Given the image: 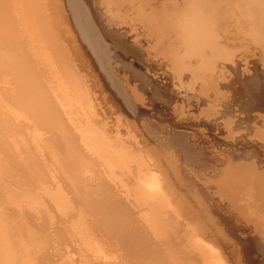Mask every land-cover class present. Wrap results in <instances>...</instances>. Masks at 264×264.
I'll return each mask as SVG.
<instances>
[{
	"label": "bare ground",
	"instance_id": "1",
	"mask_svg": "<svg viewBox=\"0 0 264 264\" xmlns=\"http://www.w3.org/2000/svg\"><path fill=\"white\" fill-rule=\"evenodd\" d=\"M103 12L141 27L138 47L105 30ZM82 18L98 28L95 41L113 40L97 44L108 65L119 59L152 88L134 101L161 99L170 114L130 105ZM242 48L259 50L264 67V0H0V264L53 263L32 254L53 247L55 229L29 215L43 194L74 211L67 234L95 253L90 264L102 254L118 264H254L252 250L264 255V94L229 93L242 88ZM100 81L125 123L100 105Z\"/></svg>",
	"mask_w": 264,
	"mask_h": 264
},
{
	"label": "rangeland",
	"instance_id": "2",
	"mask_svg": "<svg viewBox=\"0 0 264 264\" xmlns=\"http://www.w3.org/2000/svg\"><path fill=\"white\" fill-rule=\"evenodd\" d=\"M102 1H104V0H102ZM116 6L117 7H121V5H119V4H116ZM106 15V16H105ZM103 17H105V20H104V22H105V30H107V29H110V30H108V32L109 31H113L114 30V32H117L118 33V36H119V38H121V42L124 44V45H126V46H132L133 48H135L136 46L138 47V42L137 41H135V36L138 34H140V32H141V30H142V28L141 27H135V25L133 24V23H131L132 21L131 20H129V21H127V22H122V20L121 21H119V17H110L109 16V14L107 15V13L105 14V12H103ZM83 19V18H82ZM107 19H109V20H107ZM117 19V20H116ZM84 21H83V25H84V27H85V29L87 30V33H88V35H89V38L93 41L92 43H94L93 45V47H94V49L96 50V51H98V53L102 50V48L103 47H105V45H110V44H113V40L111 39V38H102V42L101 43H99L100 41H95V39H96V36H95V33H93L94 31L96 32V31H98V28L97 27H93V25L92 24H90V23H88L89 22V20H87V18H85V19H83ZM113 20V21H112ZM88 21V22H87ZM131 21V22H130ZM86 22L88 23V25L86 24ZM129 22V23H128ZM116 23H118V24H116ZM109 24V25H108ZM111 24V25H110ZM132 26H131V25ZM71 25L72 24H70V27H71ZM107 26H108V28H107ZM128 26V27H127ZM136 28H134V27ZM237 26H240L241 27V24H240V21H238L237 23L235 22V27H237ZM88 27V28H87ZM93 27V28H92ZM110 27V28H109ZM126 28H128L127 29V31H126ZM71 29H72V27H71ZM91 29H93V30H91ZM95 29V30H94ZM125 29V30H124ZM132 29V30H131ZM73 30V29H72ZM89 30V31H88ZM130 30V32H128ZM137 30V31H136ZM92 31V32H91ZM123 31V32H122ZM124 31H126V32H124ZM134 31H136V32H134ZM139 31V32H138ZM91 33V35H90V33ZM127 33V34H126ZM94 34V35H93ZM123 34V35H122ZM132 34H134V36H132ZM95 36V38L93 37V36ZM124 35H126L125 36V38H124ZM130 41H129V40ZM103 40H104V46L103 45H101V47H100V45H98L99 46V48H98V46H97V44L99 43V44H103ZM95 41V42H94ZM106 41V42H105ZM97 42V43H96ZM112 42V43H111ZM127 42V43H126ZM107 43V44H106ZM135 43H137V44H135ZM132 44V45H131ZM96 46H97V48H96ZM103 46V47H102ZM101 48V49H100ZM97 49H99V50H97ZM253 49V48H252ZM251 50V49H250ZM103 53H104V49H103V51H102ZM102 52H100L101 53V59H102V61L103 60H105L106 59V57H104L105 56V54H102ZM240 52H241V54L242 55H240ZM238 54V59L239 60H241V61H248L247 62V65H246V69L247 70H244V71H242L243 72V74H240L239 76H237L236 78H235V80H236V82H238V83H236L235 82V86L236 87H238V88H240V87H242V88H240V90L238 91V92H229L230 94L232 93V94H264V70H262V68L264 69V67H262V65L259 63V61H258V57H259V50H251V52L249 51H245L243 48H242V50L240 51ZM247 52V53H246ZM261 52V51H260ZM246 53V54H245ZM256 54H257V56H256ZM118 55H119V53H118ZM244 55H246V56H244ZM252 55V56H251ZM240 56H242V57H240ZM257 58H256V57ZM117 57H119V56H117ZM132 57H130L129 59H131ZM250 58V59H249ZM244 59V60H243ZM257 61H255V60ZM119 59H113V60H111V64H110V62H109V65H108V62L105 60V61H103V63H105V64H107V65H105L104 64V66H107V68H105V69H107L108 71H110L111 73H112V71H113V73H112V77H113V79H114V82H115V84H117V87L119 88V89H121V90H123V94H126V98H128L127 100L129 101V103H130V105L132 104V106H134V108H136V110L137 109H139V110H142V111H144V112H146V113H148V112H155L154 113V115L155 114H157V112L156 111H158L157 109H160L161 110V112L163 113V114H165V115H168V113L170 114V109L168 108L167 109V107L166 106H164L165 104L164 103H162V101H160V100H158V102H157V107L154 105V103H149V101L147 102V103H149V104H147L146 102L145 103H143V105H140L137 101H134V97L132 96V94H134V92H135V90H136V92L138 91V92H146L147 90L146 89H150L149 91V93L148 94H151V92H152V88L151 87H144V88H140V87H143L141 84H140V82L139 81H141L140 79H142V77L139 75V73H135L132 69H131V66L130 65H126V64H121V62H119L118 61ZM252 60V61H251ZM114 61H118L117 63L115 62L114 64H113V62ZM253 63V64H251V63ZM254 62H255V64H254ZM260 65H259V64ZM117 66H116V65ZM252 66H251V65ZM123 65V66H122ZM256 65V66H255ZM111 68H110V67ZM129 66V67H128ZM134 66H136L138 69H139V71H145L144 73H147V71H146V66L142 63V62H140L139 64L138 63H135L134 64ZM261 68H260V67ZM108 67H109V69H108ZM123 67V68H122ZM251 67H253V68H250ZM121 68V69H120ZM125 68V69H124ZM130 68V70H128ZM255 68V69H254ZM94 69H96V73H98L97 71H98V69H97V67H95L94 66ZM111 69V70H110ZM118 69V70H117ZM122 69H124L126 72H124V70H122ZM259 69V70H258ZM257 70H258V72H257ZM261 70V71H260ZM121 71V72H120ZM133 71V72H132ZM246 71V72H245ZM250 71V72H249ZM256 71V72H255ZM129 72V73H128ZM241 72V73H242ZM263 72V73H262ZM122 73V74H121ZM128 73V74H127ZM132 74V76L130 77V76H127V75H129V74ZM133 73L136 75V77H135V75H133ZM115 75H117V76H115ZM138 75H139V77H138ZM125 76V77H124ZM134 76V77H133ZM254 76V77H253ZM98 77H99V73H98ZM128 77V78H127ZM135 78V79H137V80H135L134 81V79L133 78ZM260 77V78H259ZM117 78V79H116ZM138 78H140L139 79V81H138ZM118 79H120V80H122V82L121 81H119ZM172 79H173V81H172ZM100 80H101V78H100ZM120 82L119 84H118V81ZM129 80H131V83H130V81ZM152 80L154 81V83H156L157 85L158 84H160V86H164L165 84V86H169L168 88H169V90L171 91V92H173V90H174V86H177V85H175V83L177 84V81H176V79L175 78H171V77H169V79H167L166 77H161V78H156L155 77V79L154 78H152ZM237 80H239V81H237ZM243 80V81H242ZM124 81V82H123ZM129 81V82H128ZM137 81V82H136ZM159 81V82H158ZM163 81H164V83L165 84H163ZM252 81V82H251ZM171 82H172V84H174V86L171 84ZM248 82V83H247ZM262 82V83H261ZM133 83V84H132ZM162 83V84H161ZM100 84H102L103 85V83L100 81ZM121 84L123 85V86H121ZM135 84V85H134ZM172 85V89H171V85ZM238 84V85H237ZM102 85L100 86L101 88V94H105V96H106V99L108 100H106V102H105V100L104 101H100V105H102V108H104V111H105V109H109L110 110V108H111V110H112V108H113V110L118 114V113H120V115H121V120H122V123L124 122V119H127V118H130V116H129V114H127V112H125L124 110H122V108H120L119 107V104H118V102H116L117 100H114L113 99V97H112V95H110V91H108V89L103 85V87L106 89H104V88H102ZM127 85V86H126ZM129 85V86H128ZM132 85V86H131ZM243 85H244V87H243ZM135 86V87H134ZM132 87L134 88V89H132ZM137 87H138V89H137ZM126 88V89H125ZM130 88V89H129ZM196 88H198V86H196ZM246 88V89H245ZM261 88V89H260ZM126 91H125V90ZM140 89V90H139ZM145 89V90H144ZM128 90V91H127ZM142 90V91H141ZM125 91V92H124ZM130 91H132L131 93H130ZM241 91V92H240ZM245 91V92H244ZM127 92V93H126ZM154 92V91H153ZM129 93V94H128ZM228 92H227V94H229ZM100 94V93H99ZM152 94H155V93H152ZM127 95H128V97H127ZM132 97V99H130ZM130 99V100H129ZM159 99V98H158ZM131 101H133V102H131ZM147 101V100H146ZM160 101V102H159ZM235 102V101H234ZM238 102V101H237ZM139 106H137L136 104ZM164 104V105H163ZM112 107H111V106ZM105 106H108L109 108H107V107H105ZM234 106H237V108H236V110H234L235 111V113L236 112H238V110L241 108V107H238L239 105H236V103H235V105ZM153 107V108H152ZM178 107V106H177ZM231 106H228L226 109H229ZM163 108V109H162ZM165 108H166V110H165ZM146 109V110H145ZM238 109V110H237ZM135 110V111H136ZM163 110V111H162ZM170 110V111H169ZM117 114H114V113H112V115L114 116V115H117ZM119 115V114H118ZM111 117V116H108L111 120H113L114 119V117ZM239 116V115H238ZM240 117V116H239ZM220 117H218V119H219ZM155 121V120H154ZM125 123V122H124ZM162 123H164V124H168L169 126L171 125V123L170 122H162ZM221 124V123H220ZM125 125V124H124ZM172 126V125H171ZM220 135H223V133L222 132H220L219 133ZM0 142H1V137H0ZM209 145H211V144H209ZM10 151H13V150H10ZM10 151H8V153L10 152ZM14 152H10L9 154L11 155H14L13 154ZM46 197V195L45 194H43L42 195V198H41V206L40 207H42V209L39 207V208H37L36 209V211H32L29 215L31 216V219L32 218H34V217H36V216H40L39 218L37 217V218H34V219H32V222H34V224L36 225V226H38V224H39V227L41 228V227H43L44 229H46L47 228V230H50V228L51 229H55V230H50L49 232H51V234H53V235H51V237H53L52 238V243L53 244H51L53 247H51L50 248V251H49V248H47V250H44L46 253H44V251H33L32 252V254L34 253V256H36V257H38L39 258V260H37L36 259V262H44L45 260H46V262L47 261H51V262H53L54 264L56 263V264H59L60 262H63V260H61V257L59 258V255L57 254V253H59L60 254V252H61V255L60 256H62V259H66L67 258V255L69 256L68 257V259L67 260H71L72 262H74L75 260H77V262H74V264H88L87 262L89 261V264L90 263H96V261H95V257H93L92 258V256H95V253L94 252H92L91 250H87V252L89 253V255H87V252H86V250H82L83 248H82V246H80L81 245V243L80 242H77V240L72 236V233L71 232H68V234H67V223H68V220H69V218L73 215V213H74V211L73 212H70L71 210H69V211H67V212H64V215H63V213H61V210L59 211V209L56 207V205H55V203H53V201H52V199L49 197V196H47V198H45V199H43V197ZM50 199V200H49ZM42 200H43V202H42ZM50 201V202H48V201ZM47 201V202H46ZM52 201V202H51ZM43 204V205H42ZM48 205L50 208H51V210L55 213V214H57L55 217H54V219L53 220H49L48 218H47V215L45 214V211H42L43 209H44V205ZM52 205V206H51ZM53 205L55 206V208L53 207ZM34 212H36V213H34ZM42 212V213H41ZM59 212H60V215L62 214V217L61 216H59L58 214H59ZM69 212H70V214H69ZM39 213H41V214H39ZM36 214V215H35ZM38 214V215H37ZM43 214V215H42ZM45 214V215H44ZM54 214V215H55ZM67 214V215H66ZM69 214V215H68ZM32 215H33V217H32ZM42 215V216H41ZM59 216V217H58ZM64 216V217H63ZM70 216V217H69ZM47 218V223H46V219L45 218ZM65 217H67V218H65ZM45 220H44V219ZM43 219V220H42ZM58 221H56V220ZM59 219H61V220H59ZM63 219V220H62ZM65 219V220H64ZM38 220V221H37ZM41 220V221H40ZM39 222L38 224H37V222ZM64 221V222H63ZM41 222H42V224H41ZM56 222H57V224H56ZM46 225H45V224ZM65 223V224H64ZM53 224V225H52ZM46 227H44V226ZM48 225V226H47ZM57 225V226H56ZM65 225V226H64ZM56 226V227H55ZM64 227H65V230H64ZM67 227V228H66ZM59 229V230H58ZM60 229H62V230H60ZM59 231V232H58ZM60 231H61V233H60ZM55 232H57L58 234H60V237L58 236V234L57 233H55ZM97 232V231H96ZM55 233V234H54ZM65 233V234H64ZM71 233V234H70ZM97 234H99V236L100 237H102L101 235H103L102 234V232H100V231H98V233ZM101 234V235H100ZM55 235V236H54ZM67 235V236H66ZM70 235H71V237H70ZM65 236V237H64ZM30 237V236H29ZM49 237V239L51 240V238H50V236H48ZM64 237V238H63ZM107 237V236H106ZM58 238V239H57ZM62 240H64V241H61V239ZM70 240H69V239ZM103 238H105V236L104 237H102V239ZM257 238V237H256ZM48 239V241H50ZM55 239V240H54ZM201 239V238H200ZM203 239V238H202ZM56 240H57V242H56ZM58 240H59V242H58ZM71 240H72V242H71ZM259 240V239H258ZM68 241V242H67ZM204 241V240H203ZM54 242L55 243H57V244H55L54 245ZM59 243V244H58ZM62 243V244H61ZM66 243L67 244V246H65L64 244ZM68 243H70V244H73L72 246L70 245V244H68ZM205 243V242H204ZM76 244V245H75ZM79 244V245H78ZM57 245H59L58 247L60 248H58L57 247ZM70 245V246H69ZM55 246L57 247V249L58 250H56L55 249ZM209 246V245H208ZM61 247H63V248H61ZM79 247H81V248H79ZM211 247V246H210ZM64 248H65V250H64ZM72 248V249H71ZM51 249H53L54 251H52ZM68 251H67V250ZM60 250V251H59ZM67 251L68 253H66V252H64V251ZM70 250H73L72 252L70 251ZM78 250H79V253H78ZM209 250V249H208ZM212 250H220L219 248H217V247H212ZM74 251H75V253H74ZM77 251V252H76ZM82 251V253L85 255H83L82 253V255H83V257L81 256V254H80V252ZM94 254H92L91 252ZM253 251V256H252V261H253V263L254 264H264V255H263V253L261 252V250L260 249H257V250H252ZM37 252V253H36ZM40 252V253H39ZM54 253V256H53V253ZM57 252V253H56ZM64 252V253H63ZM255 252V253H254ZM26 253V252H25ZM28 253H30V252H28ZM41 253H43V255H41ZM49 253V254H48ZM56 253V254H55ZM71 255H70V254ZM73 253V254H72ZM91 253V254H90ZM45 254V255H44ZM67 254V255H66ZM80 254V255H79ZM73 255H75V256H73ZM78 255V256H77ZM41 256V257H40ZM77 256V257H76ZM80 256V257H79ZM43 257V258H42ZM45 257H47V258H45ZM74 257H76L75 258V260H74ZM90 257V258H89ZM105 257V258H104ZM107 256H105V255H103L102 254V257H101V259H102V261H101V263L100 264H111V262H112V264H118V262L117 261H115L114 262V260L112 259H110L109 258V260H111V262L108 260V257L106 258ZM45 258V260H43ZM54 258H55V260H54ZM51 259V260H50ZM58 259V260H57ZM59 259H60V262H59ZM84 259V260H83ZM92 260V261H90V260ZM104 259H106V261L104 260ZM53 260V261H52ZM81 262H80V261ZM108 260V261H107ZM34 261V260H33ZM35 262V261H34ZM86 262V263H85ZM103 262V263H102ZM52 263V264H53ZM65 264H68V263H65Z\"/></svg>",
	"mask_w": 264,
	"mask_h": 264
}]
</instances>
